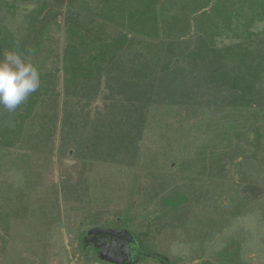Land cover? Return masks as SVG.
Here are the masks:
<instances>
[{
	"label": "rangeland",
	"instance_id": "rangeland-1",
	"mask_svg": "<svg viewBox=\"0 0 264 264\" xmlns=\"http://www.w3.org/2000/svg\"><path fill=\"white\" fill-rule=\"evenodd\" d=\"M53 2L63 8L70 0ZM20 3L25 6L2 3L0 10V16H8L4 23L19 34L25 31L23 24L19 26L21 12L37 7L34 0ZM212 3L204 9L211 8ZM58 10L56 7L42 16L48 13L50 24L45 29L42 53L22 57L40 73L53 71L55 90L51 97L58 99V116L50 136H43L41 141L48 146L27 149L29 142L13 140L15 146L5 149L10 153L4 150L0 156L5 158L0 160V264H97L82 252L80 235L110 222L128 228L149 251L167 254L171 264H264V120L256 119L260 112L257 104L245 113L225 111L237 123L228 135L220 126L208 127L210 117L203 119V112L189 111L184 105L169 111L154 104L146 118L151 121L154 115L168 110L165 116L172 124L168 129V125L163 129L160 122L155 123V129L143 124L147 130L134 140L136 145L139 142L136 150L133 143L128 145L133 153L129 147L119 156L107 151L92 165L80 156L63 129L68 124L63 112L67 99L63 95L65 75L57 68L63 65L68 12ZM197 16H190L191 28L184 38L176 39L182 32L179 29L171 30L170 36L162 34L161 29L155 38L157 47L162 48L163 41L179 43L185 38L194 43L200 35L194 20ZM89 17L112 36L126 33L130 52L138 51L143 43L142 36L129 30L124 22L107 20L103 26V18ZM252 30L264 34V20ZM5 51L3 57L8 53ZM164 85L161 81V92ZM194 93L192 100H205ZM84 102H92L85 107L97 125L105 123L108 112L118 105L102 98ZM202 108L207 109L203 104ZM216 114L221 113L211 112ZM223 147L228 153H222L226 159L221 161ZM22 158L25 162L19 163ZM17 165L22 169H16ZM246 166L250 172L245 174L251 175L242 180L240 169ZM247 190L253 192L252 200L243 195L250 193Z\"/></svg>",
	"mask_w": 264,
	"mask_h": 264
},
{
	"label": "trees",
	"instance_id": "trees-1",
	"mask_svg": "<svg viewBox=\"0 0 264 264\" xmlns=\"http://www.w3.org/2000/svg\"><path fill=\"white\" fill-rule=\"evenodd\" d=\"M26 1L32 0H0V10L2 3L22 8L25 5L20 2ZM34 1L37 7L21 12L19 26L23 24L25 27L21 34L4 23L7 15H4L6 19L0 16V60L4 58L5 50H12L27 59L42 53L45 29L50 26L47 23L49 14L42 17L43 14L56 7L58 11L67 10L63 65L57 68L65 75L63 95L67 99L63 112L64 121L68 120V124L63 129L71 136L69 141L77 147L80 156L88 159L90 164L102 159L107 151L113 156L121 155L129 143H133L136 150L139 142L136 145L134 140L142 136V130L143 133L147 130L145 125L154 128L155 123L160 122L163 129L168 124L172 125L165 116L168 110L148 121L146 112L154 104L169 111L184 105L189 111L203 112V119L210 117L206 125L220 126L226 135L237 126L235 119L231 121L226 116L232 110L245 113L257 104L260 112L256 119L264 120V34L252 30L257 22L264 20V0H196L195 3L185 0H70L63 8L53 0ZM212 1L211 8L204 9ZM87 12L90 15H86ZM205 12L207 14L202 15ZM195 13L198 15L194 19L196 30L200 35L194 43L192 39L185 38L179 43L163 41L162 48L157 47L155 38L161 29H164L161 33L165 36H170L171 30L179 29L182 32L175 36L176 39L184 38L191 28L189 18ZM89 16L103 18V26L107 20L119 24L124 22L129 30L142 36L143 43L138 51L130 52L126 33L112 36ZM82 31L89 33L83 35ZM226 40V45L219 44V41L223 43ZM38 72L40 87L14 111L0 106V156L6 148L15 146L13 140L29 142L27 149L48 146L41 141L43 136L49 137L54 130L58 99L51 97L53 71ZM161 81L166 84L164 92L160 89ZM195 88L205 93H196ZM191 92L205 100L201 103L192 100ZM100 98L118 105L108 112L105 123L97 125L85 107L92 102L84 100ZM211 112L221 114L211 115ZM12 132L14 135L10 137ZM103 146H108L107 150H100ZM5 151L10 153V149ZM222 153L226 155L227 148L220 149L221 161L226 159ZM247 157L245 155L249 160ZM24 158L19 159V163L25 162ZM16 169L22 167L17 165ZM240 171L242 180L251 175L245 174L250 172L247 166ZM247 191L250 193L243 195L252 200L250 194L253 192ZM80 247L86 258L93 260L84 243H80ZM158 253L169 259L167 254Z\"/></svg>",
	"mask_w": 264,
	"mask_h": 264
},
{
	"label": "flooded vegetation",
	"instance_id": "flooded-vegetation-1",
	"mask_svg": "<svg viewBox=\"0 0 264 264\" xmlns=\"http://www.w3.org/2000/svg\"><path fill=\"white\" fill-rule=\"evenodd\" d=\"M112 224L113 222H110L108 225L97 226L106 229L105 232H89L88 229L82 233L80 243H84V246L91 252L93 260L97 264H115L110 262V259L103 260L101 258L109 256L112 259L120 261V264H171L170 260L166 257L163 258L158 252L149 251L144 247L129 229L123 226H114V224L111 227ZM108 230L121 231L118 235L108 232ZM126 231H130L132 237L126 235ZM123 248H128V252H123Z\"/></svg>",
	"mask_w": 264,
	"mask_h": 264
},
{
	"label": "clouds",
	"instance_id": "clouds-1",
	"mask_svg": "<svg viewBox=\"0 0 264 264\" xmlns=\"http://www.w3.org/2000/svg\"><path fill=\"white\" fill-rule=\"evenodd\" d=\"M40 74L20 54L8 52L0 60V106L14 111L40 87Z\"/></svg>",
	"mask_w": 264,
	"mask_h": 264
},
{
	"label": "water",
	"instance_id": "water-1",
	"mask_svg": "<svg viewBox=\"0 0 264 264\" xmlns=\"http://www.w3.org/2000/svg\"><path fill=\"white\" fill-rule=\"evenodd\" d=\"M105 230L106 229H104V228H102V227H96V229H93V230H89V232H100V231H104L105 232ZM121 230H108V232H111V233H115V234H118L119 235V232H120ZM126 235H128L129 237H132V234L130 233V231H126ZM122 240V239H121ZM86 241V240H85ZM122 242H123V240H122ZM127 245V244H126ZM129 247V246H128ZM113 250V249H112ZM123 250V252H128V248H123L122 249ZM122 253V252H121ZM103 260H109L110 262H112V263H115V264H120V261H118V260H115V259H112L110 256L109 257H106V258H103V257H101Z\"/></svg>",
	"mask_w": 264,
	"mask_h": 264
},
{
	"label": "bare ground",
	"instance_id": "bare-ground-1",
	"mask_svg": "<svg viewBox=\"0 0 264 264\" xmlns=\"http://www.w3.org/2000/svg\"><path fill=\"white\" fill-rule=\"evenodd\" d=\"M115 251H116V248H115Z\"/></svg>",
	"mask_w": 264,
	"mask_h": 264
}]
</instances>
